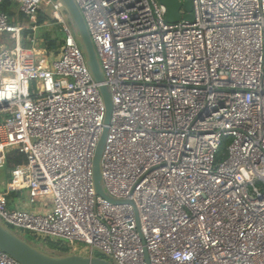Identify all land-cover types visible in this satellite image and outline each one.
<instances>
[{
  "label": "built area",
  "instance_id": "1",
  "mask_svg": "<svg viewBox=\"0 0 264 264\" xmlns=\"http://www.w3.org/2000/svg\"><path fill=\"white\" fill-rule=\"evenodd\" d=\"M8 1L18 11L14 23L0 12V35L15 41L0 45V170L14 150L26 161L9 171L0 221L116 264H264V0H189L193 22L174 24L159 0H74L103 84L60 0ZM45 8L64 33L57 52L22 21ZM102 85L113 101L104 187L130 204L94 187ZM22 191L43 211L11 209ZM0 264L22 263L0 250Z\"/></svg>",
  "mask_w": 264,
  "mask_h": 264
},
{
  "label": "water",
  "instance_id": "2",
  "mask_svg": "<svg viewBox=\"0 0 264 264\" xmlns=\"http://www.w3.org/2000/svg\"><path fill=\"white\" fill-rule=\"evenodd\" d=\"M65 6L67 15L71 19L76 31L77 39L84 51L87 65L97 83L105 82L104 72L98 59L96 48L87 29L84 17L74 0H60ZM166 8V21L170 24L178 23L182 20L193 22L192 3L191 1L182 2L181 0H159ZM181 11L184 14H181ZM101 93L106 106L105 128L101 139L98 143L95 157L93 160L94 187L96 193L115 205L130 204L110 197L104 187L102 176V159L108 138L109 126L113 115V101L110 89L102 85ZM139 224L138 215L136 214ZM0 250L10 255L22 264H116L114 261L99 256H82L76 254H54L41 249L38 246L28 242L20 237L12 229L0 221ZM99 253V252H98ZM100 254V253H99ZM146 263L149 264L148 255L146 254Z\"/></svg>",
  "mask_w": 264,
  "mask_h": 264
},
{
  "label": "rangeland",
  "instance_id": "3",
  "mask_svg": "<svg viewBox=\"0 0 264 264\" xmlns=\"http://www.w3.org/2000/svg\"><path fill=\"white\" fill-rule=\"evenodd\" d=\"M13 8L18 11V5L14 4ZM48 11V15L52 14V11L50 8H46ZM21 21V20H20ZM24 23H28L29 26L34 27L35 26V22H36V18H24L22 20ZM58 32V27L56 26V24H53V22L49 21L48 24L43 27V28H39L38 31L36 33L30 32V35L34 38H36L38 41L41 40L43 41L42 35L43 34H57ZM62 36V34H60ZM2 44H7L8 47L10 49L14 48L15 46V41L13 39H11L10 35L7 34H2L0 35V45ZM39 45H36L37 48H40L42 46V44L40 45V43H38ZM12 182V184L16 185V182L13 181L11 174H9V169L8 167H5V169L0 170V193L5 191V184L8 182ZM23 194V199L21 200V198H13L12 196L10 197V208L11 209H15L16 207V203H20V204H26V201L24 200V198L28 195L27 191H22ZM17 232V234L22 237L23 239L27 240V241H32V242H45L46 244H48L49 240H41L38 241L37 239H34L31 234L29 232H24V231H20V230H15ZM51 243L55 244V246L57 248H62L64 250H66V254L71 253V254H76V255H82V256H89V247L84 244V243H79L76 242L74 244L72 243H66L63 241H52ZM42 244H38V247L41 248ZM45 247V246H44ZM47 248V245H46ZM42 249V248H41ZM48 252V249L46 250ZM95 255H100L99 253H95Z\"/></svg>",
  "mask_w": 264,
  "mask_h": 264
},
{
  "label": "trees",
  "instance_id": "4",
  "mask_svg": "<svg viewBox=\"0 0 264 264\" xmlns=\"http://www.w3.org/2000/svg\"><path fill=\"white\" fill-rule=\"evenodd\" d=\"M11 5L12 4H10L9 1L5 2L2 6H0V12L7 13L9 15V17L11 18V21L14 23L15 22V19H14L15 14L13 12L14 8ZM47 11L48 10L45 8L38 13L37 18H36V22H35V26L39 27V28H43L48 24L49 21H51V22H53V24H56V26L58 27L57 34L54 33V34H43L42 35L43 48L48 53H52V52H57L61 48V46L63 45L64 33L62 30V26L58 25L56 23V20L54 19L53 15L52 14L48 15L49 13ZM70 21H71V19H70ZM71 23H72V21H71ZM25 26L27 27V26H29V24L27 23V24H25ZM28 34H29V32L26 31L25 36H27ZM60 34H62V36ZM226 142L227 141L224 142V144L221 148V151L218 155V158L222 157V154L225 151ZM25 161H26V156L23 153H21L20 151L14 150L8 155V158L6 161V167H8V169L10 171L13 167H15L17 165H21ZM51 242L52 241H49L48 244L45 243L47 245L48 252H51L54 254H66V252H67L66 250H64L62 248H57L55 246V244H53ZM30 243H32L36 246H38V244H39L38 242H32V241H30ZM97 256L103 258L102 255H97Z\"/></svg>",
  "mask_w": 264,
  "mask_h": 264
},
{
  "label": "crops",
  "instance_id": "5",
  "mask_svg": "<svg viewBox=\"0 0 264 264\" xmlns=\"http://www.w3.org/2000/svg\"><path fill=\"white\" fill-rule=\"evenodd\" d=\"M12 197L13 198H21V200L23 199V194H19V193H17V194H13L12 195ZM24 200L26 201V204H20V203H16L15 205V207L16 208H21V209H25V210H36V211H43V209L41 208V207H36V206H32V205H30L29 203H28V201H27V196L24 198Z\"/></svg>",
  "mask_w": 264,
  "mask_h": 264
}]
</instances>
